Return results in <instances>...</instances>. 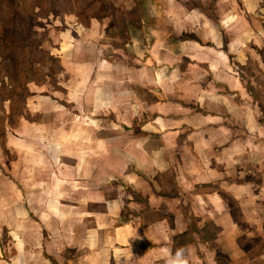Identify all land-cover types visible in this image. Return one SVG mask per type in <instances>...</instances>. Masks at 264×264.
I'll return each instance as SVG.
<instances>
[{
    "label": "crops",
    "instance_id": "crops-1",
    "mask_svg": "<svg viewBox=\"0 0 264 264\" xmlns=\"http://www.w3.org/2000/svg\"><path fill=\"white\" fill-rule=\"evenodd\" d=\"M206 1L158 0L152 37L137 29L142 37L125 45L130 61H123L119 51L84 47L76 60L62 61L71 74L62 84L64 103L57 95L27 100V112L37 120L21 119L15 130H8L5 150L15 155L20 175L27 163L38 162L39 178L24 191L26 199L7 211L8 221L5 216L0 220L13 243L4 258L0 248V264H82L74 258L81 257L77 254L83 248L88 249L84 264H191L198 259L192 248L201 250L207 242L196 233L195 243L175 245L192 222L185 211L198 217L197 226L210 220L221 227L223 217L207 209L204 200L223 205L221 210L227 206L216 194H201L200 187L222 186L208 183L209 174L222 173L205 162L233 161L239 129L256 127L232 69L239 62L232 51L237 42L227 45L225 29L229 32V21H250L260 9L257 0H212L228 18L218 25L207 15ZM91 25V30L99 26ZM63 159L72 163L71 169L65 170ZM178 162L186 173L180 177L181 172H174L177 192L170 196L159 179L173 164L180 169ZM48 165L51 169L45 170ZM5 171L0 169V179ZM188 176L194 180L192 191L187 190ZM69 180L80 189L89 190L91 184L104 191L118 182L113 198H106V191L100 200L88 198L81 220L87 228L81 235L77 230L73 247L56 226L58 221L64 226L65 211L77 208L73 199H64L68 188L61 184ZM15 213L23 219L12 217Z\"/></svg>",
    "mask_w": 264,
    "mask_h": 264
},
{
    "label": "rangeland",
    "instance_id": "rangeland-1",
    "mask_svg": "<svg viewBox=\"0 0 264 264\" xmlns=\"http://www.w3.org/2000/svg\"><path fill=\"white\" fill-rule=\"evenodd\" d=\"M257 1L260 3V9L250 21L247 22L249 19L246 17L237 19L233 24L229 21L230 25L227 24L229 32L225 29L226 36H224L227 45L232 44L234 40L237 42V47L232 50L235 53L234 56L228 55L239 59V62H234L236 67L232 69L237 74L236 79H239L237 84L242 86L244 101L249 103L254 113L255 124H253L256 127L249 130L243 127L239 129V146L235 147L231 154L233 161H224L223 164L205 162L206 165L211 168L213 166L215 170L222 173L221 177L213 173L209 174L208 183L215 182L214 185L220 183L222 186L221 190L212 186L200 187L201 194H216L227 201V206L224 205V209L221 210L223 205L217 202L212 204L213 202H210L212 195L208 196L210 201L208 198L204 200L208 202L207 209L215 210L223 217L220 222L222 228L213 225L210 220L198 226L205 228L206 235L212 238L206 245L200 247L201 250L197 245L196 248H192V252L198 253V259H194L193 263L190 261L191 264H264V0ZM205 4H208L206 5L207 15L212 17L218 25L228 20L221 15L220 8L215 9V3L212 0L206 1ZM157 5L158 0H0V169L5 168L7 170L5 172L9 174L0 179V220L2 222L6 217L8 221L10 216L7 211L16 207L20 200L26 199L23 195L24 191L30 190L39 178L36 161H33L31 165L30 162L27 163L28 171L23 168L26 172L20 175V170L16 169L15 155L5 150V139L1 138L4 132L7 136L8 130H15L18 126L17 114L21 110V102H18L20 100L14 101L13 109L18 111L13 113H10V104L4 100L9 95L8 90H12L13 86L17 85L14 82L17 81L19 74L22 73L18 79L22 89L16 87L20 92L15 96L21 95L25 86L24 93L31 92V96L57 95L62 97L61 100L64 103L67 98L64 95L66 91L63 87L65 86L62 84L71 74L67 72L62 61L70 63L76 60L79 54H82L84 47L104 49L103 51L112 54L119 51L121 55L119 57L123 61L129 60L130 55L125 45L129 44L132 38L142 37L141 34H137L140 33L137 29L143 30L145 35L150 34V29L157 25L156 21L159 19L153 16V10L154 8L157 10ZM154 14L157 15V12ZM96 22L99 26L91 30V23ZM162 22L164 23V20ZM165 25L170 24L165 21ZM14 30L16 36H14ZM165 31L167 32L168 29ZM163 34L160 35L161 38L166 35ZM240 41L245 45L242 46ZM62 47L65 50H61ZM225 51L228 52L226 47ZM14 65L17 69L19 68L18 74L13 71ZM44 75H49L50 78L44 79ZM26 81L29 82L28 85L25 84ZM37 117L28 116L32 120H37ZM239 119L243 121L245 115L241 113ZM7 125L10 126L5 131L4 126ZM99 149L102 150V147ZM62 163L66 165L65 170L71 169L70 161L63 159ZM43 164L47 165V163ZM174 166L173 164L171 170L159 179L168 189L166 191L170 196L177 192L173 185L174 172H181L180 177L186 173L184 165L181 166L179 162L176 163V167L180 166V169H174ZM50 169L48 165L45 170ZM12 170L14 175L11 177ZM187 179L189 185H187ZM187 179L183 180V183L187 185V190L192 191L194 180L189 176ZM72 181H64L61 185L68 188L65 189L67 190L64 194L65 201L73 199L77 208H74V211H65V216H62V220L66 218L64 226L61 227L62 223L59 224V221L56 225L57 229L61 230L60 233L70 239L67 243L70 247H73L77 230L81 235L87 228V223L85 225L81 220L82 213L87 208L88 198L91 196L90 200H100L99 196H103L105 191L108 193L106 198H113L116 190L114 185L118 184L113 181L109 190L105 189V191L89 184L90 189L85 190L77 188L79 185H74ZM49 182L52 183V181ZM219 191L220 193H217ZM216 195L213 197H217ZM176 204L179 205L178 202L174 203ZM98 205L97 209L104 211L102 204ZM185 215L193 220L189 225L198 224L196 221L198 217L194 218L192 212L185 211ZM195 215L197 216V212ZM14 216L18 220L23 219L16 213L12 217ZM72 221L77 222L71 223ZM106 221L107 218L104 217L102 226L107 228ZM19 226L23 227L22 222ZM192 237L194 236H191L192 243H195ZM9 238L1 225L0 248L3 258L13 250V243L9 241ZM179 242L184 243L183 240ZM83 249L85 252L80 249L77 254V257H81L74 258L77 263H85L83 256L87 254L88 249Z\"/></svg>",
    "mask_w": 264,
    "mask_h": 264
},
{
    "label": "trees",
    "instance_id": "trees-1",
    "mask_svg": "<svg viewBox=\"0 0 264 264\" xmlns=\"http://www.w3.org/2000/svg\"><path fill=\"white\" fill-rule=\"evenodd\" d=\"M14 36H16V31L14 30ZM17 64V63H16ZM15 64V65H16ZM13 66V71H15V74H18V69H17V67L16 66ZM14 74V73H13ZM20 75H22V73L21 74H19V76H18V79H19V77H20ZM50 78V76L49 75H44V79H46V78ZM18 79H17V81L15 80V82L14 83H17V85L15 84L14 86H13V89L12 90H8L9 91V95L6 97V99L4 100L5 102H8L9 104H10V113H13V112H17L16 111V109H13V106H14V101H16L17 102V100L16 99H18V100H20V101H18L20 104H21V110L18 112L19 114H17V119H18V121L20 122V120L21 119H25V120H30L29 118H28V116H30V114L27 112V102H26V100L28 99V98H30L31 97V92L29 93L28 91L26 92V93H24L25 92V86H24V91H22L21 92V95H16L15 96V94H18L20 91L16 88V87H18L19 89H22L21 88V86L19 85V83H18ZM34 82V81H33ZM26 85H28L29 84V82L28 81H26V83H25ZM12 86H10V88H11ZM20 119V120H19ZM18 122V123H19ZM9 124V123H8ZM8 126H10V125H7V126H4V130L6 131V129H7V127ZM5 137H6V135H5V132H4V136L3 137H1V138H3V139H5ZM5 146V145H4ZM5 148V147H4ZM192 222H193V220H192ZM193 227H195L194 229H193ZM205 228H203V229H200L197 225H194L193 223L191 224V225H189V227H188V229H187V234H185V235H183V236H180V237H178L177 238V242H176V246H179V247H181L183 244H184V246H187V245H189V244H192V239H191V236H193V234H197V235H199L200 236V238H201V240H204L205 242H207L208 240H210L212 237H209V236H207L206 235V233H205V230H204ZM193 238V237H192ZM181 240H183L184 241V243H180L179 241H181ZM194 240V239H193ZM195 241V240H194ZM184 246H182V248H184ZM178 250H180V249H178ZM53 264H56V263H54V262H52Z\"/></svg>",
    "mask_w": 264,
    "mask_h": 264
}]
</instances>
